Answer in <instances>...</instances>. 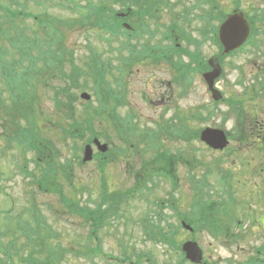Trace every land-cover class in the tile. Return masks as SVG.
<instances>
[{"label":"rangeland","instance_id":"rangeland-1","mask_svg":"<svg viewBox=\"0 0 264 264\" xmlns=\"http://www.w3.org/2000/svg\"><path fill=\"white\" fill-rule=\"evenodd\" d=\"M37 1H40L41 7L32 1L27 4L29 6L28 11L36 14L47 13L50 20L55 21L53 23L60 24L63 20V24L60 25L61 27L59 26L63 34H60L68 50L74 52L76 62L82 73L76 78L78 87L76 86L70 91L77 100L76 110L84 116L88 109V102L81 100L83 93L91 96L93 108L98 109L100 107L96 96L97 85L91 73V62L99 57L103 64L108 63L112 66V70L108 73V82L114 88L120 86L118 89L121 95L118 100L119 106L117 107L114 102L110 101L111 108L116 106L115 114L121 119L124 117V121H126L125 118L129 114L133 115H130L133 118V125L138 129V132L133 131V133L135 132L133 137L136 139L133 148L127 151L128 146L124 142V157L119 156L114 161L108 162L105 169L107 174L103 175L101 173L102 164L99 161H92L85 165L74 161V149L77 150V154H80L82 159L84 145L93 138L99 139L103 144H112L113 142L117 151L122 148L123 143L119 141L120 136L116 125L110 120V114H106V117L103 114L98 118L90 115L91 121L83 118L80 121V124H83L82 128L87 127L90 131L81 134L82 139L79 141L71 140L64 133L68 130V122L56 112V94L54 93V89L62 85H71V80L68 79L69 76H63L64 80L62 77L60 78V75L56 77L57 74H54L49 77L45 87H38L36 92L39 100L37 104L40 105L38 110H42L43 113H36V118L41 126L46 129V132L41 133V138L51 141L58 148L59 155L56 157L59 158V166L71 162L72 171L70 176H73L75 172L74 184L77 195L67 192L68 195L75 198L82 207L96 209L102 202L101 196L105 193L103 191L112 188L110 198L118 200L116 203L122 204L124 199L122 201L119 199V193L133 188V172L143 169L144 164V166L150 164L153 157L155 159L156 156L154 155L158 151L155 149L153 152L149 148V151L145 154L142 153L144 146L138 140L142 132L155 131L158 126L163 128L171 123L176 136L179 137L183 135L180 131H185L183 128L188 125L186 133L191 134L192 139L184 142V137H182L180 139L183 140L177 141V143H173L170 139L166 140L164 148L169 149L172 154L182 156V162L178 163L177 166L176 189H173L170 183L164 180L149 184L146 177L142 192L135 189L128 193L133 200L129 201L128 206L126 204L127 200L124 202L122 206L124 218L120 216L122 212L119 211L120 214L117 213V219L113 224L101 231V246L104 253L101 256L100 253H89V256L87 255V248H94L96 243L89 240L88 228L79 223L82 222L81 219H72L69 213L65 214V211L61 209L59 196L53 195L55 194L53 192H42L38 187L31 185L33 179L26 178L19 172L17 149L14 145L12 147L8 146L4 139L5 135L8 134L7 132L4 134L0 127V238L3 243L8 244L10 242L13 236L12 233L9 235L7 233L12 231L18 218L23 222H32L28 210L35 202L36 206L42 209L45 217L49 218L48 224L51 230L58 235L54 244H59L66 253L60 263L53 261L52 264H120L121 260L127 257L137 264H179L182 254L181 251L176 250V247H170L164 243L162 236L158 240L146 238L148 232L147 220L151 226H156L160 223V219H163L164 222L162 221L160 228L161 231L163 230L166 233H168L166 230L167 224L173 225L176 244L182 247L191 236L182 229L181 218L192 214V204L196 199L195 192H199L205 193L203 199L206 201H213L220 204V207L223 206L222 209L225 208L223 210L225 214L220 211L221 208L213 212L215 216H213L210 229L203 226L201 228V225L197 226L199 233L195 240H191L196 241L203 247L205 258L215 261L217 264H246L249 259L254 258L255 256L251 254V250L264 246V231H260L259 227H256L255 237L247 232L235 241L233 236L225 235L220 228L222 220L229 222L230 225L234 220L238 225L239 221H242L241 231L246 228L249 230L254 225L249 222L252 218H244L243 209L236 211L237 202L235 199L241 195L238 192L240 188L238 189L235 182V169L238 164H236L234 153L237 152V144L234 139L236 127V123L234 124V102H230L233 106L229 108L228 105H215L210 102L205 93L206 88L201 77L193 76L188 71L190 67L194 66L188 59V54L194 52L195 48L190 47L185 42V38L187 35H193L197 39V36L189 33L190 28L187 27L176 32V57L171 60V64L165 62L161 64L159 63L157 49H147L143 53V58H138V53L133 56L132 53L127 52V48L122 47V42H127L123 35L111 37L109 33L104 32L99 27L90 28L91 25H94L92 23L85 27L75 25V22L81 21L82 10L77 9V7L74 8L66 4L67 7H61L60 4H64L61 0L49 1L46 4L47 6L42 5V3H45L42 0ZM189 1L166 0L171 6L170 9L175 6L176 12H161V16L157 17L155 22L151 24L154 25V29L150 31L151 36H149L150 33L145 34L141 40L150 41V44L154 46L158 43L163 48L165 46L161 42L163 31L157 33L160 30L161 18L164 17L165 21L168 22L172 21L173 16V22L176 26H179L180 21L186 20L184 15L189 6ZM21 3H24V0H0L1 5L11 6L16 11H21ZM87 3L82 0L79 7L84 10L88 6ZM92 3L98 5L101 2L92 0ZM239 3L240 12L247 14L245 18L247 21L249 20L250 25L252 24L254 12L258 14V18L264 14V0H239ZM231 5L232 0H224L223 10L228 13L232 8ZM107 9L108 14L114 13L113 15L121 19V15L127 14V11L132 16L138 15L139 3L136 0H114L113 3L108 4ZM132 16H129L128 20L131 24H133ZM93 22H95V19H93ZM185 23L188 22L182 24ZM15 24L20 28L16 27L13 34H22L25 30V34L34 37V39L36 37L40 41L46 39L43 31L39 30L37 23L32 20L23 22L22 19H19ZM5 27H9V25ZM191 28L195 29L194 27ZM2 44L10 49L8 42L5 41ZM55 45L59 46L56 41ZM132 49L140 50V44H137V41L130 43L128 50ZM263 50L264 48L258 49L255 53L241 59H235L220 56L219 52L210 45H202L201 56L206 65L209 64L210 58L215 55L222 58L220 65L224 72L217 79V85L223 98L232 101L239 93H242V88L238 87L236 83L239 78H245L244 84L250 89L253 86L251 83L253 78L256 82L264 80V61L260 55ZM68 59L65 60L66 65H68ZM123 59L124 69L122 71ZM237 66L239 69L236 71ZM208 68L209 66L206 67V69ZM66 71L67 74L68 68ZM118 78L119 84L116 83ZM1 80L0 78V85H2ZM122 89H124V102L122 101ZM0 90L2 89L0 88ZM261 91L263 90L259 89L257 94ZM5 96H7L6 90H4L3 97ZM210 109H214V111ZM188 119L191 121H187ZM209 127L223 130L228 134L230 145L227 150L216 152L200 141L201 132ZM94 152L96 154L95 149ZM27 161L31 172L35 168V154L28 155ZM244 168H247V166H244ZM244 177L248 178L249 175ZM227 179H230V181H227ZM253 180V184L259 183L258 179ZM200 183H203L201 189H199ZM242 183L248 185L244 187L245 192L250 190H253L254 193L260 192L256 187L257 185L253 187L249 182ZM249 186L251 187L248 188ZM148 187L152 190H147ZM142 193L143 195H141ZM257 197L259 199V196ZM233 201L234 203H232ZM261 202L256 201L255 204H252L251 210L247 209L249 213H254L252 215L256 219L264 213V205ZM174 203H176V206ZM171 204L174 206H171ZM11 207L15 209L16 213L11 219H7L2 213L10 211ZM219 213H222L220 222ZM6 229H8L7 232ZM22 240L25 241V238H20L18 242L22 243ZM18 246H21V244ZM49 246L54 247V245ZM109 257L112 258L110 261L108 260ZM261 259H264V257L262 256ZM16 264L20 263L16 262Z\"/></svg>","mask_w":264,"mask_h":264},{"label":"trees","instance_id":"trees-1","mask_svg":"<svg viewBox=\"0 0 264 264\" xmlns=\"http://www.w3.org/2000/svg\"><path fill=\"white\" fill-rule=\"evenodd\" d=\"M49 1L44 0L43 2L47 3ZM80 1L82 0H64L65 3H74L76 7L79 6ZM85 1H88L89 5L84 10L80 9L82 10L81 21L75 22V25L85 27L92 23L94 25H91L90 28L99 27L104 32L109 33L111 37H117L124 32L122 20L113 15L114 13L108 14V4L113 3L114 0H99L101 3L98 5L91 4V0ZM27 4H29V0H24V3H21V11H16L11 6L0 4V47H2L0 48V78L2 79L0 88L3 90H0V127L4 134L6 132L8 134L4 137L8 146L12 147L14 145L17 149L19 166L22 164L20 158H23L24 161L29 152L35 154L38 163L36 169L30 172L26 160L25 164L23 163L20 167V171L23 174L33 178L31 184L38 187L44 193L53 192L55 193L53 195L59 196V203L65 214L69 213L72 219H81L82 222L80 221V223L89 228V237L97 243V248H87V255L89 253H102L101 231L113 224L117 219L116 215L119 211L122 212L120 216L124 218L122 206L126 200L127 206L129 205V201L133 200L128 195L130 191L136 189L142 192L146 177L149 184L162 180L175 184L173 172L177 168L178 163L182 162V156L172 154L169 149L164 147L168 139L173 143L183 140L180 139L182 137H184V142L191 140V134L188 135L186 133L189 126L185 124L187 125L183 128L185 131H180L183 135L179 137L176 136L173 127L170 125L163 128L158 126L155 131L142 132L138 139L144 146L142 153L145 154L149 151V148L153 152L155 149L158 151L154 155L156 156L155 159L153 157L150 164L147 166H144V164L143 169L133 172V188L125 190V194L124 192L119 193V199L121 201L124 199L122 204L116 203L118 200L110 198V190L112 188L108 186L109 189L103 191L105 193L101 196L102 202L96 209L82 207L75 198L67 194V192H71L77 195L75 186L72 184L66 189L65 185L67 186V184L63 176L58 173L57 165L59 158L57 159L55 156L58 148L51 141L41 138V133L46 132V129L41 126L36 118V113H43L42 110H38L40 108V105L37 104L39 103L36 93L38 87H45L49 77L54 74H57L56 77L60 75L62 79H64L63 76H69L68 79L71 80V85L66 84L54 89V93L56 94V112L69 124L68 130L64 132L67 138L81 140V134L90 131L87 127L82 128L83 124H80V121L83 118L91 121L90 115L98 118L101 115L103 116V114L105 117L110 114V120L116 125L120 136L119 141L123 143V147L117 151L115 144H113V147L109 145V152L97 157L98 161L102 164L101 172L103 174L107 173L105 169L108 162L114 161L119 156L124 157V142L128 146L127 151L133 148V143L136 140L133 137L135 136L133 135L135 133L133 131L138 132V129L133 125V118L131 117L133 115L129 114L125 118L126 121H124V117L121 119L115 114L119 106L118 100L121 97L118 90L120 86L118 85L119 88H114L108 82L107 77L108 73L112 70V66L108 63L103 64L99 57L91 62V73L97 85L96 96L100 107L95 109L91 105V102L88 103V109L84 116L76 110L77 100L70 91L77 86L76 78L78 75H82V73L76 62L74 52L68 51V47H66L65 41H63L61 36L63 33L60 31V25L63 24V20H61L60 24L53 23L55 21L50 20V16L47 13L38 18L39 25L37 27L46 36L43 44L40 43L39 38L36 37L34 39V37L26 35L25 30L22 34H13L16 27H18L15 24L17 20L22 19L25 22L32 16L31 13L27 12L29 7ZM3 12L4 14H2ZM93 19H95V22H93ZM6 25H9V27H5ZM1 40L2 43L8 42L10 49L3 45ZM55 41L59 46L55 45ZM122 47L124 48V41L122 42ZM68 58L71 60L69 61ZM66 59H68V65L65 63ZM122 62L121 68L123 71L124 59ZM67 68L68 73L66 74ZM116 83L119 84V78L116 79ZM4 90L7 91V98L3 97ZM110 101L114 102L117 107L111 108ZM122 101L124 102V89H122ZM187 121L191 120L188 119ZM42 122L44 123L43 117ZM160 148L161 150L159 151ZM19 152L20 155L18 156ZM104 184L106 185V183ZM199 185V189L203 188V183ZM147 190L151 191L152 189L148 187ZM196 195L197 197L192 204L193 221L189 222V224L195 228L201 225V228L203 226L206 229H210L213 216H215L213 212L217 211L218 208H221L220 211L223 212L225 208L222 209L223 206L220 207V204L213 203V201H206L203 199L204 196H201L199 192H196ZM171 206L173 205L171 204ZM11 208L10 211L2 213L7 219H11L16 213L15 209ZM28 211L32 222H23L18 218L12 231L7 233V235L12 233L13 237H11L10 242L4 244L0 238V264H16V262L20 264H52L53 261L60 263L66 253L63 247L59 244H54L58 235L49 227V218L45 217L43 211L40 207L36 206L35 202L32 203ZM162 221L164 222L163 219H160V223L156 226H151L147 220V238L158 240L162 236L164 243L170 247L174 246L176 250L181 251V245L176 244L173 225L168 223L166 228L168 233L163 232L160 228V225L163 223ZM4 235L6 236V234ZM20 238H25V241L22 240L23 242L19 243ZM20 244L21 246H18ZM49 245H54V247H50ZM179 264H185L183 256H181Z\"/></svg>","mask_w":264,"mask_h":264},{"label":"flooded vegetation","instance_id":"flooded-vegetation-1","mask_svg":"<svg viewBox=\"0 0 264 264\" xmlns=\"http://www.w3.org/2000/svg\"><path fill=\"white\" fill-rule=\"evenodd\" d=\"M136 2L139 3V10L138 15L136 16L137 28L135 38L137 44H140V50H128L130 43L134 42L135 39L134 34L125 33L124 39L127 42L124 43V47L125 49L127 48V52L130 54L132 53L133 56H136L138 53L137 57L143 58V53H145L147 49H157L159 63L162 64L165 62L171 64V60L176 57L177 44L175 33L187 27L190 28V32L188 31L189 33L197 36V39L193 35H187L185 38V42L189 44L190 47L195 48L194 52L188 54V59L190 62H195L199 65L202 64V66H200V69L202 70L205 69V61L201 56L202 45H210L219 52L220 56H223V44L220 42L221 39L219 40V31H221V27L224 25L226 15L228 16L234 12L241 13L239 0H232V8L228 13L223 10L224 0H190L189 6L184 15L186 20L180 21L181 23L179 26H176L175 22H173V16L172 21L170 20L168 22L165 21L164 17L161 18V25L159 26L160 30L157 31V33L163 31L161 42L165 46L161 48L158 43L154 46L150 44V41L141 39H143L145 34H149L151 29H154V25L151 24L155 22L157 17L161 16V12H176L175 6L170 9L171 6L166 0H136ZM244 14L247 16L245 12ZM125 15L124 23H129V21H126L129 20L128 15ZM257 15L256 12L252 15L253 23L250 25V38L244 43L242 48L234 53L233 58L241 59L251 53L257 52L256 50L258 49L264 48V24H262L264 18L261 16L256 19ZM132 20L134 21L135 18L133 17ZM183 22L188 23L182 24ZM191 27H194L195 29H192ZM151 34L152 33H150L149 36H151ZM260 55L261 59L264 61V50L260 52ZM238 69L239 67L237 66L236 71ZM188 71L191 73V67ZM244 79L245 78H239V81L237 80L238 82H236L238 87L242 88V93H239L232 101H228L234 102L235 107L234 124L236 123V127L234 139L237 144V152L235 151L234 153L236 155V164H238L235 169V182L238 185V189L240 188L238 192L239 195H241L235 199L237 202L236 211L243 209L244 218H252L249 222H252V225L254 226L250 227L249 230L246 228L244 231H241L240 228L243 224L242 221H239V225L235 220L231 225L229 222H224L221 217L222 213L225 214V211H223L219 219V222L222 220L220 228L224 231L225 235L233 236L235 241L236 239H240L241 236L247 232L255 237L256 227H259L260 231H264V213L256 219L253 216L254 213H252V215L248 212V210L252 209V204H255L256 201H262L261 203L264 205V80L256 82L253 78L251 81L253 86H251L250 89L245 86ZM259 89H262L263 91L257 94ZM251 103L253 104L251 105ZM244 166H247V168H244ZM173 173L176 177L177 168ZM245 175H249V177H244ZM253 179H258L259 183L253 184ZM227 181H230V179H227ZM242 182H249L253 187L257 185L256 187L260 192L254 193L253 190H247L248 192H245L244 187L248 185H245ZM257 196H259V199ZM232 203H234V201ZM188 219H190V217ZM197 234L198 233H191L190 236L195 237ZM251 254L255 257L249 259L246 264H264V259H261L262 256L264 257V246L252 249ZM204 264L217 263L206 259L204 254Z\"/></svg>","mask_w":264,"mask_h":264},{"label":"water","instance_id":"water-1","mask_svg":"<svg viewBox=\"0 0 264 264\" xmlns=\"http://www.w3.org/2000/svg\"><path fill=\"white\" fill-rule=\"evenodd\" d=\"M250 34V27L244 20L243 15H235L230 17L225 23L221 30V39L225 47V53H230L236 50L239 46L243 45ZM211 66L213 67V72L207 75V79L211 85L215 79H217L222 70L219 65L218 59H213L211 61ZM218 97L216 100L220 99V94L216 93ZM82 98L89 101L91 98L88 94H83ZM201 140L208 146L215 150H224L229 145L228 138L224 131L207 128L201 134ZM99 150L103 153L108 151L107 145H101L98 141L96 142ZM92 150L88 147L85 154V162L92 160ZM187 229L189 227H186ZM190 229V228H189ZM183 251L186 254V258L196 264H200L203 260V250L202 248L194 242H188L183 246Z\"/></svg>","mask_w":264,"mask_h":264}]
</instances>
